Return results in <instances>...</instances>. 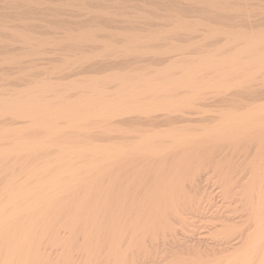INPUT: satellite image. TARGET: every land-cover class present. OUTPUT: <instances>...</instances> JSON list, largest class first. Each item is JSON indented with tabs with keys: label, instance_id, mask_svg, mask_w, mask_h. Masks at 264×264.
<instances>
[{
	"label": "bare ground",
	"instance_id": "bare-ground-1",
	"mask_svg": "<svg viewBox=\"0 0 264 264\" xmlns=\"http://www.w3.org/2000/svg\"><path fill=\"white\" fill-rule=\"evenodd\" d=\"M87 1L88 0H0V25H2L3 29L9 30L8 32L11 31L13 33L12 35L28 40L27 38L29 37V35H31L30 34L31 33L30 22H32L33 18L35 17L38 18L40 16L43 19V17H46V19H49L50 21H54L55 23L57 21V23L65 24L68 21L71 22V18L70 19L68 18L69 20H66L65 19L66 17H64L66 14V11H69V9L73 10L71 8H74L75 10V7L81 8V9L82 8L87 9V4L89 5ZM91 1H93L94 4L102 6L103 9L97 10V11H91V12L89 11L90 15L88 16V20H85L84 23L81 21L80 23H83V28L80 27L81 25L80 24L78 29H85L87 28V27H84L85 25H87L86 23H89L90 21H95L97 22L96 30L99 28L97 30L98 32L99 30L102 29L101 25L104 24V27H105V25L107 24L110 25L111 22L115 23L116 18L114 19L113 14H115L117 11H115L114 13L110 9L114 5H117V6L120 5V8H125L124 6H127L128 4V7L131 6L135 8V7H138V5H143L145 2H147L145 4H149L148 0L147 1L139 0V2H136L133 0H128V1L91 0ZM187 1L186 3H184L185 1L182 2L180 0H156L154 1V5L160 3L161 5L164 6V8L167 7L166 9H168L169 11L168 12L169 14L165 12L167 16H165L166 14L165 15L163 14L164 17L161 20H164L166 17L165 20L169 18L172 22L171 28L167 26L168 29L166 30L163 29V31L160 33L156 32L157 34L155 36L161 37L162 34H165V35L170 34L171 36L172 34L178 35V34L184 33V35L188 39H190V37H193L192 35L197 34L198 31H201L202 33L201 35H203L201 37H209V38L210 36L212 37L215 35H217L216 37H218L219 36L218 34L222 33L227 37V42L225 44L222 43L223 44L222 46H216V49L214 48V50L210 51L209 53L205 52L206 53L205 55L204 54L201 55L200 53L198 55L199 57L201 55L199 59H197L195 56L197 60L192 55H191L192 56L191 58L188 57V59L187 58L185 59L183 58L184 55H182L181 53H179L178 57L175 56L174 58L170 57L168 59L167 58L165 59L164 57H162L163 53L167 54L169 52L177 50V48H179L180 46H183V44H177V43L174 44L172 42L174 40L172 39L171 42L173 44L172 43H171L172 45L170 43H169L170 45L168 44L169 47H167L166 49L167 51L166 50L165 52L159 51L158 55H161V57L160 56L157 57L156 55L157 57L156 58L154 55L155 58H148V57L143 58L144 54L143 56H141L140 54L141 52L139 51L141 49L140 48L141 44L143 43L146 44V42H141L143 39L141 41L138 40L139 35L137 34L136 36L135 34V37L138 39L133 40V38H131L132 36L131 37L129 36L131 39L128 40L127 43L126 41L122 43L123 45L120 44L122 41H120L119 43L118 41H116L118 44H120L119 46L118 44L116 45L110 44V47L113 49V50L112 49L110 50H112L113 52L114 51L117 52V54L116 52H114L115 59L113 57H112V60L111 59L102 60V58H100L101 61H96L92 64H88V66L87 64H85L86 66L85 68H83L84 66L82 65L81 70L75 74V75L82 76L81 77L82 79H78L77 77H76L77 79H72L71 81L69 79L70 84H77V86L85 85V87H82V88L79 87L80 90L82 91L80 93L76 92L77 94H80L77 98L73 96L74 99H72L70 98L71 96L70 97L65 96L66 98L64 97L58 100V98L51 95L53 98H55L53 99L50 95H48L49 93L48 91L54 89V88L52 89L50 88L52 87L53 83H51L50 81H45L44 79L42 80L43 82L42 81L41 82L37 81L40 83L35 82V86L34 85L31 86L32 87L31 92H29L30 90H28L30 89L29 87L28 89L26 88L23 90L14 89L13 91L9 93L2 92V94H0V113H2V115L3 113H6L10 115L11 117L10 120L8 119L10 117L5 118L9 121L4 120L3 118V120L0 121V125L1 126L5 125L10 130L16 129L17 131L18 128L16 127V125L26 124L28 123V121L31 124L33 121L35 122L40 121L41 123H43V126L46 127V130L50 129L51 130L50 133L52 132L53 134L54 132L55 134V131L56 133L61 132V131L57 132L56 129L55 131H52L53 126H56L55 124L58 123L56 121L61 119L59 117L64 116V118H66L69 116L71 118V123L76 122L77 124L80 125V123L78 122L83 123V120L90 116L96 117V116L104 115V116L111 117V118L106 119V123L104 122V125H106L107 128L111 130L110 132L114 131L118 127L119 128L122 127L121 129H123L124 127L125 129L123 131H125V133H123V131L120 130L124 134V135L122 134V136H125V134L127 133L130 134V136H128L127 138H121L122 136L119 137L123 140V143L121 145H119L118 142H115V141L109 144L112 148H110V146L108 145L110 149L107 148L108 146L104 145L108 149V151L107 149H105L106 151L105 154L106 153L108 154L107 156L104 154L103 151H101V149L99 150L100 152L98 150L96 151L95 150L96 145H95L94 153L96 154V153L103 152L100 155L104 154L105 156L103 157V159L101 158L102 160L100 159V161L98 159V161L96 162L92 161L93 163H91L90 161L88 163H91L94 169L99 168V167L101 168V165H103V163H105V165L108 163L107 167H105V165L104 167L106 168L105 169L106 171L109 170L108 173L110 177L108 176V178H110L111 180L109 186L107 184L108 190H106V193H107L106 195H108V199L107 197L106 198L104 197L102 198V200L104 199V201H101V202L99 201V198L101 199L102 197L101 195L105 196V193L104 194L102 193L104 192L103 191L104 188L101 189L102 186L101 184H99L101 187H99L98 185L97 191L95 188L93 189L94 181L91 185L86 183V185L88 184L86 186V188L88 189L86 190V196L84 195L86 188L82 191L84 196L82 195V193L81 195L83 197L79 195V198L82 197L83 199L78 200V201L73 199L74 197H76L77 199V196H78L77 194L82 188V187L81 188L79 187L80 189L77 190L78 185L81 184V180H85L87 177L85 178L86 176L85 175L84 176L85 179H84L82 178L83 175L82 177L78 176L77 174L80 175L79 171H82V170H79L78 167L68 168L66 166L67 165L66 163H69L70 161L74 160V155H76L77 153L80 154L83 152V151H80V147L78 148L79 149L78 152L76 151L77 149L75 151L72 150L71 152V151H68L70 148L69 149L64 148L65 150L67 149L68 150L65 151L62 149V151H64L61 153L62 155L60 154L61 151L59 153L58 152L56 153V155L59 154L61 156L59 155L56 156L55 157L56 159L53 156L51 158V154L47 152L48 149H46V147L49 148L50 142L49 143L45 142L47 141L46 139L47 137L45 136L44 137L45 139L41 137L42 139H44L43 141L41 140L42 142L40 141L39 142L29 141L32 143H29L27 141H25V143L19 142L20 144L16 145L17 148H12V146H14L13 144L14 142H13L12 145H8V146L6 145L7 146L6 148L4 147V149L3 148L0 149V157L1 159L3 158V162H7V163L11 162L12 165L15 164L17 167H19L18 165L20 164L21 166H23L24 163L27 164V165L24 164L26 167L23 166L24 170H26L25 171L26 174H24L23 176L22 175L18 176V174L17 175L13 174V173H16V170L13 167L15 165L13 166L11 165L12 170L13 169L15 170V172L13 173L11 172V174L13 175L6 176L3 173L4 176H6L9 180L6 181L7 183L4 184L5 186L2 189H0L1 190L0 191V264H51V262L47 263L50 259L47 260V256L45 257V254H44L45 249H43L42 247L44 246L42 244H44L43 241L46 240V236L48 237V239H49V236L50 237L52 236L54 240L58 243L59 242L61 243V241L75 243V241L78 240L77 239L78 236L81 235V233H83L84 234L83 238L84 240H86V242H84V240H82V242L87 244L85 248L86 247L89 248L91 244L93 245L96 242L97 237H98V242H99V239L103 240V244L107 242V240H110L109 242H107L108 243L107 245H109L110 243V246L112 248V249L111 248L109 249L113 250V252L110 250L111 251L110 255L111 254L116 255L120 250L122 254L123 253L122 251L126 249V248L123 249V247L122 249H120L121 248L120 246L123 243H125L124 240L132 239L130 240L131 243L128 242L129 244H132L134 243L133 240H139V238H142V242L143 240L145 241L147 239H149L150 241L151 237H156L157 239V235L160 236L159 234L160 232L158 230L160 229L159 227H161L163 229H169L168 232H169V236L171 239L169 240V243L171 241L172 243L175 242L177 244L176 241H178V239L176 240V238L178 235L176 232L178 231H176L174 234L172 233L173 225L176 224L174 223L175 217L171 219L174 221L172 222L169 218L170 217L169 213L171 212V210L175 211L176 205L177 207H179V204L177 203L179 200L178 199L179 197L177 198L178 199L177 200L173 195L171 196V198L174 197L173 199H176V205L174 203V200L171 201L172 204L174 203L175 205V206L173 205L174 207L171 206L169 202H165L170 198V196L167 198V200L161 201L162 196H164L166 192L161 193V195L163 194L160 197L161 200L157 199L159 191L157 188L152 187V181L162 178L161 181L163 180V182H160V183H162V185L166 184V185H163L165 187L167 186L166 188H168V189H165V191L166 190L167 192L170 191L169 188L170 186L172 187L171 182L175 180L172 181V178L170 177L171 181H165L164 178L166 177L167 179L168 177V180H169L168 172L171 171L170 169L172 168L174 164L173 162L176 163V159L178 160L184 159L185 153H188L186 155L188 157V163H190L191 165L196 161L211 158L208 164L205 161V163L207 164L206 167H209L208 168L209 170L203 169L204 170L203 174L201 176L198 175L199 178L196 180L194 186L192 185L195 190L194 193L198 191L199 195H201V198H200L201 202L198 201L199 199L197 201H193V205L189 206V209L186 207V209L190 210V213H192L193 215L198 214V213L200 215V212L208 213V210H214L212 212L213 214L216 212L214 216L220 222L218 224H216L218 221L216 223L213 222L214 225L215 224L216 225L214 226L212 223L213 226L212 225L211 226L213 228L211 229L210 224H208L209 222L205 221V223H207V225H209L210 227H208L207 225L205 226H207V228H210L211 230H214L213 231L214 233L212 236L215 235L216 240H214L215 237H213L214 239L212 240L214 241L210 240L212 242H210L209 240H207L209 242H206L205 237L202 236V233L204 232L205 234L206 233L205 231H209V229L208 230L204 229V231L202 230L203 232L198 231V229L195 228V225L193 226V229H191V232H189V234L191 233L189 237H185L186 240L188 239L187 241L189 243L183 238L185 240L183 241L185 243L186 242L188 243V247L191 250L190 251L191 252V256H190L191 264H264V70H263L264 69V28H263L264 20H261V19L256 20V21L249 20L248 24L244 22L247 25H243L242 21H240L241 24L239 23L238 25L242 27L239 26L238 28H235L237 24L232 25L233 21L230 22L231 23L230 25L232 26L228 25L229 23L225 24L227 19L229 20L234 19V16H233L234 13L233 15H231L230 12L225 13L221 11V7L222 8L224 7L223 6L224 4L222 5L223 1L222 2L217 1L221 3L220 5V3L216 4L215 3L216 1L214 0L213 1L208 0L209 1L208 4L209 3L211 4L210 10H207L206 8L201 11L197 10V8L195 10V8L191 6L190 3H187ZM202 1L203 0H201V3H204L206 0L203 2ZM230 1H227V2L230 3ZM240 1L242 2V0ZM212 5L214 6L217 5L218 8H220V11L219 9H216V12L211 11L214 8V6L212 7ZM231 5H229V7ZM209 6L210 5H208V7ZM237 6H239V4ZM243 6L246 7L245 5ZM153 7L156 8V6H153ZM232 7H231V10L230 8L227 10L232 11L233 10ZM147 8L149 9V6ZM115 9L117 10L119 8L115 7ZM238 9L240 10V6L238 7ZM130 10H132V8ZM170 10H175V11H170ZM256 10H257V7H256ZM64 11H65V14H64ZM244 11H241L243 15H244L243 13ZM130 12H125V11L121 13L119 12V14L125 17L126 16L128 17L124 19L125 23L127 22V24H130V23L132 24L134 20L133 18H132L133 20H131L130 14H134L135 12L134 11L133 13H130ZM141 12H143V10ZM201 14L205 16L203 15L200 16ZM142 15L141 13L139 14V12H136L133 17L138 18L137 16H142ZM241 15L239 17L242 19ZM76 16L77 15H75V17ZM183 16H187L189 18L191 16L193 18V21H191L192 20L191 19L190 20L191 22H188L189 20L186 19L188 20L186 21ZM71 17H73V15ZM144 17L145 16L143 15V18ZM10 18H13V19H10ZM9 19L19 20V23L22 22L24 23L25 26L23 27L10 26L9 27L7 25L8 24L7 22H10ZM142 21L144 20L142 19ZM169 21L167 20L165 22L169 24L170 23ZM223 21H225L223 23L225 24V26H220V23ZM43 22H47V21L43 20ZM144 22H146V20ZM150 22L152 21L150 20ZM116 23L118 24V22ZM52 24L54 25V23ZM97 24L99 25L101 24L100 25L101 27H99V25ZM56 25H58L59 27V24H56ZM199 25H205L204 29H199L198 27ZM48 27L45 28L46 30L45 32L50 31V30H47ZM63 27L61 28L59 27V28L63 30L64 29L67 30L65 31V34L66 32L73 30L69 27H65V28ZM127 27H125V29ZM35 28L37 29L36 26ZM43 28H44V24H43ZM123 28L124 27H122V29ZM94 29L95 28H93V30ZM104 29L101 30V33L104 31ZM119 29L121 30V27ZM93 30L90 27L87 29V32L89 33L90 31H93ZM96 30L93 32H96ZM110 30L109 32L112 33ZM136 30H138V28ZM144 30H148V28ZM85 31L84 33H86ZM146 32L151 33L150 28H149V31H146ZM54 33L56 34V31ZM199 33L200 32H198V34ZM60 34H62V32H60ZM117 34H120V33H117ZM127 34L125 36H127ZM198 34H197V37L198 36L200 37V35ZM36 35L37 34H35V36ZM70 35L66 34L65 36H69L70 37L69 39H72V37H74L72 39L73 41L75 39V35L72 37ZM89 36L90 35H88V37ZM109 37L112 38L113 35ZM109 37L107 36V39ZM12 38L15 39V37H12ZM51 38L47 40H52ZM111 38L109 39L113 41L114 38L113 39ZM59 39L60 38H58V41ZM65 39L68 42V37H65ZM81 39L79 40V42L82 41ZM89 39L91 40L92 38H89ZM147 39H150V38L148 37ZM97 40L95 42L99 41ZM155 41H158L157 38L155 39ZM37 42L39 41L37 40ZM91 42H94V41H91ZM164 44L166 45L167 43H164ZM192 44H195L196 47L198 46L201 47L203 45L201 41V43L199 42V43L185 44V47L190 46ZM69 45H70V42H69ZM71 45L75 47L76 44L73 42V44ZM229 46L233 47V49L229 48L230 51H228L227 49ZM103 47H107V46L103 45ZM121 47H126V49L134 47L136 51L135 52L133 49L134 53L140 54V56H136L133 59L131 57H129V59H125V57H123L117 51ZM185 47H183L182 49H184ZM146 48L147 47H145L144 49ZM225 48L228 53L225 52L223 54H220L221 53L220 51L221 50L224 51ZM0 49L2 52L5 50L4 52L7 54L11 52V50L9 49V46L6 43L0 44ZM70 49H72V47ZM180 52L182 51L180 50ZM142 53H145V51H142ZM148 55H151V54L148 53ZM180 55L183 57L180 58ZM120 56L123 58H121ZM118 57H120L121 59ZM106 71L108 72V75L112 74L109 76L111 77L115 76L114 78L107 77L108 79L109 78L114 79L116 83L115 86L114 85L113 87L108 86L109 83L105 82L106 79H103L104 82L106 83V84L104 83L106 86H104L102 81L100 82L101 78L98 77L99 76L98 74L99 73H101L100 75L104 73L106 74ZM110 71H112L113 73L114 72L116 73L117 71V73L114 75L112 72L109 73ZM92 74H94V76ZM95 74H97L98 76L97 75L95 76ZM69 81L67 83H63L62 85L66 84L68 86L65 85V87L66 88L69 87L70 86ZM108 81H110L111 84L114 83V82L112 83L113 80L112 81L108 80ZM230 81L234 82V83L231 82L233 85L234 84L235 86L240 85L242 87L239 90H231L232 86L227 85V83H230ZM91 83H94L93 84L94 89L91 88L92 90L89 89L90 88L89 85ZM99 83H102L101 84L102 86L99 85ZM40 85L44 87L46 86L49 87V89L47 88L48 91L44 90V92L46 91L48 92V93L46 92V94H43L44 98L41 97L39 94V92H43V90H40L39 92L36 91L38 88L41 87ZM107 86L111 88H108ZM73 88L74 87H72V89ZM208 88L209 89L216 88L217 90H219L221 93V98L218 101L217 99H215V101L213 100L214 102H207L208 100L206 99H203L202 101L198 102L197 98L199 97V95L200 97H202L201 90L208 89ZM87 90H89L90 94L87 92ZM86 92L88 93L89 96L86 95ZM215 92L217 91L215 90ZM61 94L63 95L62 91H61ZM39 96L41 98H37ZM92 106L96 107L97 109L91 110V111L90 109L86 110L87 107L89 108ZM30 118H32L33 120H31ZM66 119L68 122L69 118H66ZM71 123L69 122L68 125H72ZM37 125L40 127V123L39 124L37 123L36 126L34 127H38ZM13 126H15L16 128H14ZM73 126L74 125H72V127H69V129L72 128L73 130H75ZM79 127L81 128L82 126H79ZM79 127L77 128L79 129ZM57 128H61V127L58 126ZM126 129L128 130V132H126ZM16 136H18V133ZM65 137H68V136H65ZM50 139L53 141L52 138ZM9 143H11V141ZM66 143L67 142L65 141V144ZM60 144H62L61 141H60ZM2 145L3 144H1L0 146L2 147ZM64 145H60L61 146L60 148H63ZM19 146H22L23 148H20ZM58 146L59 145H57V147ZM69 146H71V144H69ZM74 147L73 149H75ZM38 148H43L45 151L43 149L38 150ZM97 148H98V144H97ZM89 150H91V148H89ZM83 153H86V150ZM53 155H55V153ZM95 156L97 157V154ZM37 157H41L42 159L44 158L43 159L44 162L42 163L41 161L43 160L38 159ZM25 158L27 159L29 158L30 160H32L33 158H37L38 160H40L42 164L41 165L39 163L31 164V161H29L28 163L26 162V160H24ZM53 158L55 160L52 163ZM65 160H66V163L63 165H65L66 167L62 168L61 163L65 162ZM67 160L69 162H67ZM93 160H95V157L93 158ZM57 163H60V165L58 166H61V167L56 166V168L58 167L59 170L62 169V171L64 170L68 171V173L70 174V171L72 173V171L76 172V170L78 169V172L76 175L75 173H72L73 174L72 176L68 175L67 172L66 173L63 172L64 174H66L64 176V174H61L62 171H60L59 174L55 175L50 170H53V168H55L53 165ZM170 163H172L171 164L172 166H170ZM203 163L204 162H202V164ZM92 166H89V167H92ZM89 167L87 165L86 169H89ZM104 167H102V169ZM174 167L176 166L174 165ZM194 167H197V165ZM2 168H3L2 170H8V171L10 170L8 165L6 167V165L2 164ZM23 168L21 167V169ZM81 169H84V165L82 166ZM102 169H97V170L102 171ZM166 170H169L168 172H166L167 176H166V173L164 172ZM174 170H175L174 171L175 173L178 170L177 167ZM48 171H50V173H52L53 175H50ZM45 172H47L48 175L44 176ZM56 172H59V171L56 170L55 173ZM153 172H156V173H153ZM163 172L165 176L163 175ZM199 172L200 171H198L197 174H199ZM170 173H173V171ZM211 173L218 174L219 178L221 179L220 188H217L216 191H214L215 193H218L216 195L213 191L208 190L209 187L208 185H206L207 183L206 184L203 183L205 180L209 181L207 178L212 177L210 175ZM100 176L98 177L100 178ZM170 176H172V174ZM80 177L82 179L79 180L78 178ZM88 177L91 178V177H94V175L88 176ZM64 178L66 179L68 178L69 181L63 180ZM95 178L97 181L98 180L97 176ZM75 179L80 181V183H78V181H74ZM157 182H158L157 184L153 183V185L154 184L155 186L158 185L159 181ZM169 182L171 184L170 186L168 184ZM188 183H190V181ZM202 183L204 185H202ZM175 184L176 182L173 183L174 186ZM81 185L83 186V184ZM179 185L181 184L179 183ZM219 185H220V180H219ZM174 186L173 188H171V191L173 189L177 190V188H175ZM160 188L161 186L159 187V189ZM190 188L189 190L191 191ZM180 189H178L179 190L178 192L182 191ZM99 190H102V192H100L101 195L99 194L100 196H98L99 198L92 199L91 195H94L97 197ZM166 194H170V193H166ZM171 194H173V192H171ZM196 194L198 195L197 192ZM73 195L75 196L72 197ZM197 195H195L196 199L199 197V195L198 197ZM87 196H90L91 198H84ZM195 196H194V199H195ZM163 198L166 199L165 196ZM194 199L192 198V200ZM219 202H222L223 206L230 204V206L231 207L234 206V208L232 207L233 208L232 209L230 207V210L227 209L225 210V212H222L221 210L222 205ZM179 203L181 205L182 201H179ZM218 203L219 205H221L220 208H219ZM188 204L191 205L190 202L187 203V206ZM170 207H173V208L170 209ZM186 209H181V210L183 212V210L187 211ZM182 214H185V213H182ZM183 216H185L188 219L187 212H186V215H183ZM196 216H194V218H197ZM214 216L210 215V218L211 217L213 218ZM179 217H182V215ZM206 217H209V216L207 215ZM192 218H191V221H192ZM210 218H207V219L209 220ZM176 219H177V216H176ZM201 219H202L201 221L203 222L204 219L203 218ZM201 221H200V224H201ZM209 221L211 222V220ZM193 222H195V220L192 221L191 224H193ZM187 228L189 229V227ZM203 228H206V227H202L199 230ZM106 230L107 232H105ZM211 230L209 232L212 233ZM96 231H101V232H104L105 234L110 233V232L111 233H110V236L108 234L107 236L105 235L99 236V234L101 233L100 232L97 234L98 236L97 235L95 236L93 232H96ZM150 231H152V233ZM154 231H156V233ZM149 232L153 235L151 236L150 234V237L147 238L148 237L147 234ZM209 232H207L208 233L207 235H211V233ZM166 235L165 237H167ZM81 237L82 236H80L79 240L82 239ZM168 238H166L167 241H168ZM183 241L181 243H183ZM135 243L132 245L135 246L139 244V243H136V244ZM165 243L163 244L165 245ZM95 244H98V243H95ZM153 244L155 243L153 242ZM126 245H127V242H126ZM128 245L125 247H128ZM54 246H55V243H54ZM133 246H131L130 248L131 250H133L132 249ZM100 248H101V245H100ZM130 249H126L125 252L127 253L128 251L129 253ZM145 250L147 249L145 248ZM51 251L54 252L56 251V249L51 250ZM85 252L88 253L89 251H85ZM115 255H111L108 257H111L110 260H112V256H115ZM119 256H120L119 259H117L118 256L114 257L115 260H112L113 263L112 261L111 263L112 264H115V263L122 264L119 262L120 260H122L121 255ZM136 257H133V259ZM96 258H99V257H96ZM87 261L88 259L84 261V263H86ZM133 261L134 263L136 262L135 259ZM97 262H95V264ZM124 262L125 261L123 260V263Z\"/></svg>",
	"mask_w": 264,
	"mask_h": 264
},
{
	"label": "rangeland",
	"instance_id": "rangeland-1",
	"mask_svg": "<svg viewBox=\"0 0 264 264\" xmlns=\"http://www.w3.org/2000/svg\"><path fill=\"white\" fill-rule=\"evenodd\" d=\"M119 1H128V0H119ZM133 1H136V2H139V0H133ZM147 1V0H146ZM153 1V2H152ZM154 1H156V0H148V3L149 4H145V3H147V2H145L143 5H138V7H131V6H129L128 7V4H127V6H124L125 8H120V5H114L113 7H111L110 9H111V11L112 12H114L115 13V11H119L120 9V13L121 12H130V11H134L135 13L136 12H139V14L141 13V15L143 14L145 17V19L143 18V15L142 16H137L138 18H135V17H133L134 16V14H130V16H131V20H133V22H132V24L130 23V24H127V22L125 23V18L127 17H125V16H123V15H121V14H119V12L117 13H115V14H113V17H114V19H115V23L116 22H118V24L116 23V25H115V23H113V22H108V23H110V25L109 24H107V25H105V27H104V24L103 25H101L102 26V29H104V28H106V29H104V31H105V33H104V31L101 33V30H99L98 32H97V30L99 29H97L96 30V28H97V26H96V23L97 22H95V21H90L89 23H86L87 25H85L84 27H87V28H85V29H78L79 28V25H80V27L81 28H83V23H84V21L85 20H88V16L90 15V12L91 11H97V10H102L103 9V7L102 6H99V5H97V4H94V2L93 1H91V0H88L87 2L89 3V5L87 4V9L88 8H90V9H86V8H76L75 7V10H74V8H71V9H73V10H70L69 9V11H66V14H65V11H64V14H65V16L64 17H66L65 19L66 20H69L70 18H71V22H67V23H57V21H56V23L54 22V21H50L49 19H46V17H43V19H42V17H38V18H33L32 19V22H30V24H31V26H30V31H31V35H29V37L27 38L28 40H26V39H22L21 37H17V36H14V35H12L13 33L11 32V34H10V32H8L9 30H5V29H3V27H2V25H0V38H1V36H2V38L0 39V44H2V43H6L8 46H9V49L11 50V52L10 53H5L4 51V49H2V50H4L3 52L1 51V49H0V94H2V92L3 93H9V92H11V91H13L14 89H17V90H23V89H28L29 87H30V89H28V90H30L29 92H31L32 90H31V86H35V82L36 83H40L43 79L45 80V81H50L51 83H53V85H52V87H50L51 89L52 88H54V89H52V90H47V88L49 89V87H44V86H39L40 88H38L36 91L37 92H39L40 90H43V92H39V94H40V96L41 97H43L44 98V95L43 94H46V92L48 93V95H53L54 97H56V98H58V100L60 99V98H64L65 96H67V97H70V98H72V99H74V97L73 96H75V98H77L80 94H77V93H80L82 90H80V88H82V87H85V85H83V86H77V84H70V81L72 80V79H82L81 77L82 76H80V75H75L76 73H78V71H80L81 70V66L83 65L84 67L83 68H85L86 66H85V64H87V66H88V64H92V63H94V62H96V61H101V59L100 58H102V60H112V57L114 58V56H115V53L114 52H116V51H112L113 49L110 47V44L112 45V44H118L120 41H122L120 44H122V43H124L125 41H126V43H127V41L128 40H130L131 38H133V40L134 39H138V38H136L135 37V34H136V36H137V34L139 35L138 37H139V39L138 40H142L141 42H146V44L145 43H143V44H141V49H140V51L139 52H141L140 54H141V56H143V54H144V56H143V58H155L156 57V55H157V57L158 56H160L161 57V55H158V53H159V51H161V52H165V50L167 49V47H169V45L173 42L174 44L175 43H177V44H183V46H180L179 48H177V50H174V51H172V52H169V53H163L162 54V57H164L165 59L167 58H170V57H178L179 56V53H181L182 55H184V57L183 56H181L180 55V58H187L188 59V57H194L195 58V56H196V58L197 59H199L200 57H201V55H205L206 53L205 52H207V53H209L210 51H213L214 50V48L216 49V46H222L223 44H225L226 42H227V37L224 35V34H222V33H220V34H218L219 36L218 37H216L217 35H215V36H210V38L209 37H201V36H203V35H201L202 33H201V31H198V32H200L199 34H198V32H197V34L198 35H200V37L198 38L197 37V34H194V35H192L193 37H190V39H188L185 35H184V33H181V34H178V35H175V34H172L171 36H170V34H162L161 35V37H157V36H155L157 33H160V32H162L163 31V29H168L167 28V26L168 27H172V22H171V20L168 18L167 20L170 22L169 24L167 23V22H165V21H167V20H165L166 19V17H165V19L164 20H161L163 17H164V15L166 14V13H168L169 11H168V9H166L167 7H165L164 8V6L163 5H161L160 3H158V4H156V2H155V4L156 5H154ZM180 1H182V2H184V3H186V1L187 0H180ZM203 1H205V0H203ZM202 1V2H203ZM209 1H213V0H209ZM208 0H206L204 3H201V0H199V2H198V0H188L187 1V3H190L191 4V6H193L194 8H195V10H196V8H197V10H204V9H206L207 8V10H210V8H211V4L209 3L208 4V2H209ZM214 1H216L215 3L216 4H218V3H220V2H222V5L225 7H221V11L222 12H227V13H229L230 12V14L231 15H233V13H234V19H232V18H230V19H232V20H229V19H227V23L225 22V21H223V22H221L220 23V26H225V24H228V25H230L231 23L230 22H232L233 21V23H232V25H235V24H237V26L235 27V28H238L240 25H238L239 23H240V21H242V23H243V25H247L248 23H249V20H264V1L263 0H242V2H244V3H242L240 0H214ZM217 1H220V2H217ZM227 1H230V3L229 2H227ZM236 3H235V2ZM93 2V3H92ZM152 2V3H151ZM246 2V3H245ZM255 2V3H254ZM196 5H195V4ZM227 4V5H226ZM231 5L230 7H229V5ZM236 4V5H235ZM239 4V6H240V10L238 9V7L239 6H237ZM245 5L246 7H244L243 5ZM247 4V5H246ZM254 4V5H253ZM151 5V6H150ZM159 5H160V7H159ZM195 5V6H194ZM205 5H206V7H205ZM208 5H210L209 7H208ZM220 5H221V3H220ZM219 5V6H220ZM234 5V6H233ZM252 5V6H251ZM149 6V9L147 8ZM153 6H156V8L155 7H153ZM214 5H212V7H213ZM228 6V7H227ZM233 6V7H232ZM235 6H236V8H235ZM95 7V8H94ZM115 7L116 8H119V9H115ZM126 7H128V8H126ZM217 7V8H216ZM231 7H232V11H230L231 10ZM248 7V8H247ZM256 7H257V10H256ZM93 8V9H92ZM97 8V9H96ZM132 8V10H130ZM137 8V9H136ZM153 8H154V10H153ZM215 8V9H214ZM214 10L212 9L211 11H213V12H216V9H219V11H220V8H218V6L216 5V6H214ZM230 8V10H227V9H229ZM244 8V9H243ZM77 9V10H76ZM79 9V10H78ZM86 9V10H85ZM95 9V10H94ZM107 9V8H106ZM109 9V10H110ZM129 9V10H128ZM159 9V10H158ZM224 9H225V11H224ZM239 11H238V10ZM246 9V10H245ZM105 10V9H104ZM128 10V11H127ZM143 10V12L144 11H146V12H141ZM157 10V11H156ZM163 10H164V12H163ZM245 10V11H244ZM90 11V12H89ZM133 11L132 12H130V13H133ZM160 11V12H159ZM170 11H175V10H170ZM218 11V10H217ZM241 11H244L243 13H244V15L242 14V12ZM256 11V12H255ZM157 12V13H156ZM166 12V13H165ZM239 12V13H238ZM182 13H184V12H182ZM197 13V12H196ZM246 13V14H245ZM69 14H71V15H68ZM123 14V13H122ZM162 14V15H161ZM164 14V15H163ZM169 14V13H168ZM188 14V13H187ZM242 14V15H241ZM73 15V17H71ZM75 15H77L76 17H75ZM116 15V16H115ZM150 15V16H149ZM203 14H201L200 16H202ZM241 15V17H242V19L239 17ZM154 18H153V17ZM165 16H167V14L165 15ZM169 16V15H168ZM203 16H205V15H203ZM238 16V17H237ZM184 17V19L186 20V19H188V20H186V21H188V22H191V21H193V18L190 16V18L189 17H187V16H183ZM69 18V19H68ZM75 18V19H74ZM77 18V19H76ZM79 18V19H78ZM81 18V19H80ZM122 18V19H121ZM128 18V17H127ZM133 18V19H132ZM10 19H13V18H10ZM9 19V20H10ZM40 19V20H39ZM140 19V20H139ZM142 19L145 21L146 20V22H144V21H142ZM192 19V20H191ZM8 20V21H9ZM39 20V21H38ZM43 20L45 21H47V22H43ZM50 21V23H49V21ZM77 22H76V21ZM80 20V21H79ZM120 20V21H119ZM127 20V19H126ZM137 20V21H136ZM150 20L152 21V22H150ZM154 20V21H153ZM191 20V21H190ZM228 20H229V22H228ZM244 20H246V21H244ZM248 20V21H247ZM38 21V22H37ZM83 22V23H80V22ZM139 21V22H138ZM219 21H221V20H219ZM238 21V22H237ZM12 22V23H11ZM40 22V23H39ZM43 22V23H42ZM79 22V23H78ZM136 22V23H135ZM164 22V23H163ZM225 22V24H223ZM244 22H246L247 24H245ZM8 23V24H7ZM6 24L10 27V26H20V27H23V26H25L24 25V23H22V22H20V23H22V24H20L19 23V20H10V22H7ZM9 23H10V25H9ZM47 23V24H46ZM52 23H54V25L52 24ZM144 23V24H143ZM146 23V24H145ZM151 23H152V25H151ZM166 23V24H165ZM39 26H38V25ZM43 24H44V28H43ZM56 24H59V27L61 28V27H63L64 25V27L63 28H65V27H69V28H71V29H73V30H75V31H68V32H66V34L68 35H70L71 37L72 36H74L75 35V41L73 40L72 41V39L74 38V37H72V39H69L70 37L69 36H65L66 34H65V31H67V30H63V29H60L59 27H58V25H56ZM70 24V25H69ZM75 24V25H74ZM106 24V23H105ZM219 24V23H218ZM223 24V25H222ZM241 24V23H240ZM48 25H49V27H48ZM56 25V26H55ZM94 25V26H93ZM97 25H99V24H97ZM99 25V27H101ZM133 25V26H132ZM143 25V26H142ZM150 25V26H149ZM232 25H230V26H232ZM35 26L37 27V29L35 28ZM42 28H41V27ZM56 28H55V27ZM111 26V27H110ZM119 26V27H118ZM128 26V27H127ZM131 26V27H130ZM142 26V27H141ZM166 28H165V27ZM219 26V25H218ZM263 26H264V24H263ZM262 26V27H263ZM48 27V29L47 30H50V31H48V32H45L46 30H45V28H47ZM53 27V28H52ZM92 28V30H93V28H95L93 31H95L96 30V32H93V31H90L89 33L87 32V29L88 28ZM104 27V28H103ZM121 27V30L119 29ZM122 27H124L123 29H122ZM125 27H127L126 29H125ZM160 27V28H159ZM163 27V28H162ZM199 27V29H204V27H205V25H199L198 26ZM240 27H242V26H240ZM261 27V28H262ZM40 28V29H39ZM111 30H110V29ZM130 28H132V29H130ZM138 28V30H136V29ZM142 28V29H141ZM148 28V30H144V29H147ZM149 28H150V31H151V33H148V32H146V31H149ZM153 28V29H152ZM264 28V27H263ZM1 29H3V30H1ZM52 29H53V31H52ZM76 29H78V30H76ZM108 29V30H107ZM130 29V30H129ZM160 29V30H159ZM61 30V31H60ZM64 32H63V31ZM86 30V31H85ZM109 30L112 32V33H110L109 32ZM38 31V32H37ZM52 31V32H51ZM56 31V34L54 33ZM84 31L86 32V33H84ZM125 31V32H124ZM40 32V33H39ZM42 32H44V33H42ZM60 32H62V34H60ZM71 32V33H70ZM136 32H138V33H136ZM157 32V33H156ZM182 32V31H181ZM184 32V31H183ZM202 32H203V30H202ZM42 33V34H41ZM48 34V36H47V34ZM74 33V34H73ZM88 33V34H87ZM115 35H114V34ZM117 33H120V34H117ZM126 33H128L127 34V36H125L124 34ZM196 33V32H195ZM35 34H37L36 36H35ZM60 36H58V35ZM86 34V35H85ZM104 34V35H103ZM108 34V35H107ZM143 34V35H142ZM144 34H145V36H144ZM154 34V35H153ZM222 34V35H221ZM6 35V36H5ZM52 35V36H51ZM63 35V36H62ZM88 35H90L89 37H88ZM106 35V36H105ZM111 35H113V37L111 38V37H109V36H111ZM141 35V36H140ZM175 35V36H174ZM38 36V37H37ZM42 36V37H41ZM54 36V37H53ZM68 37V42L66 41V39H65V37ZM81 36V37H80ZM93 36V37H92ZM107 36L109 37V38H111V39H113V41H111L109 38L107 39ZM123 36V37H122ZM131 38H130V37ZM154 36H155V38H154ZM177 36V37H176ZM195 36V37H194ZM12 37H15V39L14 38H12ZM52 37V38H51ZM63 37V38H62ZM82 38L81 40L82 41H80L79 42V40L80 39H78V38ZM95 37V38H94ZM116 37V38H115ZM122 37V38H121ZM142 37H144V38H142ZM150 38V39H147V38ZM174 37V38H173ZM52 39V40H47V39ZM58 38H60L59 39V41H58ZM89 38H92L91 40L89 39ZM94 38V39H93ZM97 38H98V40H97ZM152 38V39H151ZM157 38V40L158 41H155V39ZM185 38V39H184ZM197 38V39H196ZM6 39V40H5ZM30 39V40H29ZM39 41V42H37V40ZM46 39V40H45ZM54 39H55V41H54ZM56 39H57V41H56ZM78 39V40H77ZM83 39H85V40H83ZM90 41H89V40ZM125 39V40H124ZM172 39L174 40V41H172ZM181 39V40H180ZM188 39V40H187ZM192 39V40H191ZM13 40V41H12ZM45 40V41H44ZM61 40V41H60ZM63 40V41H62ZM70 40V41H69ZM98 41V42H95V41ZM104 40V41H103ZM124 40V41H123ZM23 41V42H22ZM31 41V42H30ZM34 41V42H33ZM91 41H94V42H91ZM116 41H118V43L116 42ZM168 41V42H167ZM172 41V42H171ZM187 41V42H186ZM201 41H202V43H203V45L201 46V47H199V49H198V47H196V45L195 44H192V45H190V46H187V47H185V44H189V43H201ZM21 42V43H20ZM29 42V43H28ZM69 42H70V45L71 44H73V42L77 45H75V47H73V45H69ZM72 42V43H71ZM105 43V44H103V43ZM15 43H17V44H15ZM38 43V44H37ZM40 43V44H39ZM164 43H167L166 45H168L169 43V45L168 46H166L165 44L163 45ZM172 43V44H173ZM223 43V44H222ZM29 44H30V46H29ZM120 44H118V46L120 45ZM161 44V45H160ZM171 44V45H172ZM11 45V46H10ZM13 45V46H12ZM38 45H40V46H38ZM69 45V46H68ZM103 45L104 46H107V47H103ZM123 45V44H122ZM17 46V47H16ZM68 46V47H67ZM72 47V49H70ZM81 49H80V48ZM145 47H147L146 49H144ZM149 47V48H148ZM159 47V48H158ZM183 47H185L184 49H182ZM203 47V48H202ZM21 48V49H20ZM69 48V49H68ZM79 48V49H78ZM105 48V49H104ZM158 48V49H157ZM162 48V49H161ZM165 48V49H164ZM187 48V49H186ZM200 48H202V49H200ZM227 48V47H226ZM226 48L224 49V51H220L221 53L220 54H223V53H225V52H227V50H226ZM229 48H231V49H233V47H228L227 49H228V51H230L229 50ZM13 49H15V50H13ZM23 49V50H22ZM77 49V50H76ZM110 49H112V50H110ZM133 49H134V47L132 48H127L126 49V47H121V48H119V50H117L118 51V53L119 54H121L123 57H125V59H129V57H131L132 59L133 58H135L136 56H140V54H136V53H134V51H135V49H134V51H133ZM144 49V50H143ZM151 51H150V50ZM164 49V50H163ZM21 50V51H20ZM76 52H75V51ZM79 50V51H78ZM122 50V51H121ZM163 50V51H162ZM170 50V49H169ZM180 50L183 52V53H185V54H183L182 52H180ZM186 51V52H184V51ZM13 51H15V52H13ZM123 51H124V53H123ZM142 51H145V53H142ZM150 51V52H149ZM156 51V52H155ZM167 51V50H166ZM198 51H200V52H198ZM136 52V51H135ZM160 52V53H161ZM20 53H21V55H20ZM24 53H26V54H24ZM148 53L149 54H151V55H148ZM156 53V54H155ZM195 53H196V55H195ZM201 53V55H200V57L198 56L199 54ZM228 53V52H227ZM112 54V55H111ZM116 54H117V52H116ZM135 54V55H134ZM71 55V56H70ZM109 55V56H108ZM133 55H134V57H133ZM154 55H155V57H154ZM185 55H186V57H185ZM192 55V56H191ZM9 58H8V57ZM69 56V57H68ZM150 56V57H149ZM5 57H7V58H5ZM107 57V58H106ZM121 57V56H120ZM120 57H118V58H120ZM123 57H121V58H123ZM156 57V58H157ZM97 58V59H96ZM120 58V59H121ZM195 58V59H196ZM96 59V60H95ZM115 59V58H114ZM196 59V60H197ZM88 62H90V63H88ZM229 68V67H228ZM264 70V69H263ZM173 71V70H172ZM176 71V70H175ZM112 71H110L109 73H111ZM174 72V71H173ZM103 73V72H102ZM113 73V72H112ZM116 73H117V71H116ZM115 72L113 73L114 75L116 74ZM101 73H99L98 75L97 74H95V76L97 75L98 77H100L101 78V80H100V82L102 81V83L104 84L105 82L106 83H109L108 84V86H112L113 87V85L115 86V81H114V79H108L107 77H111V76H109V75H112V74H109L108 75V72L106 71V74L104 73V74H102V75H100ZM170 74H172V73H170ZM170 74H168V75H170ZM88 75H90V74H88ZM93 76H94V74H92ZM167 75V76H168ZM47 77V78H46ZM67 77H69V78H67ZM77 77V78H76ZM102 77H104V78H102ZM115 77V76H114ZM114 77H111V78H114ZM46 78V79H45ZM60 78V79H59ZM66 80H65V79ZM65 81H64V80ZM69 79H70V81H69ZM103 79H106L105 80V82H104V80ZM113 80L112 81V83L113 84H111V82L110 81H108V80ZM61 82H60V81ZM37 81H40V82H37ZM69 81V87H65V85H62L63 83H67ZM43 82V81H42ZM231 82H233V81H230V83H227V85H230V86H232L231 87V90H239L242 86H240V85H236L235 86V84L233 85ZM102 83H99V85H101ZM105 83V84H106ZM234 83V82H233ZM61 84V85H60ZM94 83H91L89 86H90V88L89 89H91V88H93V85ZM104 84V86H106ZM29 85V86H28ZM55 85V86H54ZM66 86H68V85H66ZM102 86V85H101ZM107 86V87H108ZM56 87V88H55ZM64 87V88H63ZM72 87H74V88H76V89H72ZM80 87V88H79ZM71 90H70V89ZM79 88V89H78ZM108 88H111V87H108ZM62 89V90H61ZM64 89V90H63ZM86 89H87V87H86ZM94 89V88H93ZM44 90H47L46 92H44ZM68 90V91H67ZM79 90V91H78ZM92 90V89H91ZM90 90V91H91ZM188 90V89H187ZM215 90L217 91V92H215ZM61 91H62V93H63V95L61 94ZM230 91V90H229ZM52 92V93H51ZM65 92V93H64ZM67 92V93H66ZM77 92V93H76ZM87 92L90 94V92H89V90H87ZM86 92V95H88V93ZM201 96L202 97H200V95H199V97L198 98H200V99H198L197 98V101L199 102V101H202L203 99H206V100H208L207 102H214L215 101V99H217V101L221 98V93H220V91L219 90H217L216 88H208V89H202L201 90ZM71 93V94H70ZM205 93V94H204ZM75 94V95H74ZM43 95V96H42ZM203 95H205V96H203ZM37 97V98H41V97ZM63 96V97H62ZM89 96V95H88ZM87 96V97H88ZM52 97V96H51ZM53 98V97H52ZM66 98V97H65ZM53 99H55V98H53ZM195 100V99H194ZM205 100V101H206ZM214 100V101H213ZM36 101V100H35ZM86 108V107H85ZM90 109V111L91 110H96L97 108L96 107H87L86 108V110H89ZM0 116L2 117H0V121H2L3 120V118H4V120H6V121H9L10 119H11V117H10V115H8V114H6V113H3V115H2V113H0ZM7 116V117H6ZM12 116V115H11ZM8 117H10V118H8ZM91 117V118H90ZM90 117H88V118H86V119H84V120H86V121H84L83 120V123H81V122H78V123H80V125L79 124H77L76 122L74 123L73 121V123H71V118L68 116V117H66V118H69L68 119V122H67V119L66 118H64V116L63 117H59V118H61V119H57L58 121H56V122H58V123H56L55 125L56 126H53V128H52V131H55V129L57 130V132L58 131H61L60 133H56V131H55V134H54V132H53V134H52V132L50 133V129H47L46 130V127H44L43 126V123H41L40 121L38 122V121H33L34 122V124H33V122L32 121H30V122H32V124L31 123H29V121H28V123H26V124H22V125H16V127L18 128L17 129V131H16V129H8L5 125L3 126H1L0 125V138H2V139H0V145L1 144H3L2 145V147L0 148V149H4V147L6 148L8 145H12V143L14 144V146H12V148H17V146L16 145H19L20 143H25V141H27V142H29V141H32V142H42L45 138V136L47 137L46 139H47V141H45L46 143H49L50 144V146H49V148L48 147H46V149H48V151L47 152H49L50 154H51V158H52V156L55 158L56 156H58L59 154H57L56 155V153L58 152H60V154L62 153V152H64V151H62V149L63 150H65L64 148H70L68 151H71L72 152V150L73 151H75L76 149V151L78 152V148L80 147V151H83V152H85V150H86V153H83L84 154V156H83V154L82 153H77L76 155H74V160H72V161H68L67 160V162H69V163H66V160H65V162H63V163H61L62 165V168H65L66 166L69 168V167H74V168H79V170H82V171H79V173H80V175L79 174H77V172H78V169L76 170V172H73L72 171V173H75V175L77 174L78 176H81L82 177V175H83V177L82 178H84V176H85V180H81V184H83V186L81 185V184H79L78 185V183H80V181H78V180H74V181H78V183H77V185H78V188H77V190L78 189H80L81 187V190L79 191V193L76 195L77 196V199H76V197H74L75 195H73L72 197H74L73 199H75V200H81V199H83L82 197L85 195L86 196V190H88L87 188H86V186L89 184V185H91L92 183H93V181H94V183L95 182H97V183H93V189L95 188L96 189V191L98 190V185L99 184H101V186L99 185V187H101V189H103V191L104 192H102V190H99L98 192V195H97V197L96 196H94V195H91V197H92V199H94V198H99L98 196H100L101 195V193L100 192H102L103 194L105 193V196H103V195H101L102 197H101V199L99 198V201L101 202V201H104V199L102 200V198H106L107 197V199H108V195H106L107 193H106V190H108L107 189V187L109 186V184H110V182H111V180H110V178H108V176H109V170H108V168H107V170L108 171H106L105 169V167H107V165H108V163L105 165V163H103V165H101V168L99 167V168H93V166H92V164L91 163H93V162H96V161H98V159H99V161H100V159L102 158L103 159V157L106 155H108L107 153L105 154V149H107V148H109V144L111 143V142H118V144L119 145H121L122 143H123V140L121 139V138H127L128 136H130V134L129 133H127V134H125V136H122V134L123 133H125V131H123L125 128L123 127V129H121V128H117V129H115L114 131H112V132H110L111 130H109L108 128H107V126L106 125H104V122L106 123V119L107 118H111L110 116H90ZM101 117V118H100ZM5 118H8L9 120H7V119H5ZM31 120H33L32 118H30ZM29 119V120H30ZM60 122V123H59ZM69 122L72 124V125H74L73 127H74V129L75 130H73L72 128H70L69 129V127H72V125H68L69 124ZM39 124L40 123V127L38 126V127H34V126H36V124ZM57 124H58V126L59 127H61V128H57L58 126H57ZM75 124H77V125H75ZM42 125V126H41ZM82 126L81 128L79 127V126ZM79 127V129L77 128V127ZM106 128H105V127ZM14 128H16L15 126H13ZM55 127V128H54ZM44 128V129H43ZM77 128V129H76ZM54 129V130H53ZM61 129V130H60ZM20 132H19V131ZM118 130V131H117ZM123 131V133L121 132V131ZM72 131V132H71ZM75 131H77V132H75ZM109 131V132H108ZM120 131V132H119ZM45 132H47V133H45ZM126 132H128V130L126 129ZM17 133H18V136H16L17 135ZM66 133V134H65ZM78 133V134H77ZM44 134H46V135H44ZM67 134H69V135H67ZM72 134V135H71ZM112 134H113V136H112ZM35 135H36V137H35ZM51 135H53V136H51ZM68 136V137H65V136ZM117 135V136H116ZM119 135V136H118ZM124 135V134H123ZM21 136V137H20ZM51 136V137H50ZM58 136V137H57ZM71 136H73V137H71ZM122 136V137H121ZM16 137V138H15ZM39 137V138H38ZM41 137H43L44 139H42ZM114 137V138H113ZM119 137H121V138H119ZM11 138V139H10ZM15 138V139H14ZM27 138V139H26ZM50 138H52L53 139V141L50 139ZM58 138V139H57ZM64 138H66V139H64ZM33 139H34V141H33ZM36 139V140H35ZM38 139V140H37ZM40 139V140H39ZM115 139H117V140H115ZM42 140V141H41ZM55 140V141H54ZM61 141V143L62 144H60V141ZM11 141V143H9ZM52 141V142H51ZM57 141V142H56ZM65 141L67 142L66 144H65ZM69 141H70V143H69ZM133 141H135V140H133ZM20 142V143H19ZM26 142V143H27ZM32 142H29V143H32ZM100 142H102V143H100ZM4 143H5V145H4ZM15 143H17V144H15ZM59 143V144H58ZM71 144V146H69V144ZM74 143V144H73ZM108 143V144H107ZM54 144V145H53ZM59 145L58 147H57V145ZM65 144V145H64ZM81 146H80V145ZM83 144V145H82ZM86 144H87V146H86ZM97 144H98V148H97ZM100 144V145H99ZM103 144V145H102ZM7 145V146H6ZM60 145H64L63 146V148H60L61 146ZM68 145V146H67ZM73 145V146H72ZM93 145V146H92ZM95 145H96V148H95ZM104 145H106V146H108L107 148L104 146ZM53 146V147H52ZM65 146H67V147H65ZM75 146V147H74ZM89 146H91V147H89ZM20 148H23L22 146H19ZM73 147L75 148V149H73ZM83 147H84V149H83ZM91 148V150H89V148ZM93 147V148H92ZM45 148V147H44ZM51 148V149H50ZM53 148H55V149H53ZM94 148H95V150L97 151H99L100 149H101V151H103L104 152V154L103 155H100V154H102L103 152H101V153H96L97 154V157L95 156L96 154L94 153ZM110 148H112L111 146H110ZM109 148V149H110ZM40 149H43V148H38V150H40ZM50 149V150H49ZM82 149V150H81ZM88 149V150H87ZM92 149H93V151H92ZM44 150V149H43ZM42 150V151H43ZM67 150H65V151H67ZM45 151V150H44ZM53 151V152H52ZM107 151H108V149H107ZM88 152V153H87ZM90 152V153H89ZM100 152V151H99ZM55 153V155H53ZM92 153H94V154H92ZM79 154V155H78ZM85 154H86V156H85ZM92 154V155H91ZM186 154H188V153H185L184 154V159H181V160H178V159H176V163L175 162H173L174 164H173V166L171 165L172 163H170V166H172V168L170 169L171 171L170 172H172L173 171V173H174V169L177 167V173L175 174H173V173H170V172H168L169 170H166V171H164L165 173L166 172H168V174H169V180H168V177H167V179H166V177L164 178L165 179V181H171L170 179L172 178V181L173 180H175V181H173V182H171V184H172V187L170 186L171 184H170V182L168 183L169 184V186H170V191H168L167 192V190L165 191V189H168V188H166L165 186H163V185H166V184H163L162 185V183H160V182H163V180L161 181V179L162 178H160V179H157V180H155V181H152V187L153 188H157L158 189V191H159V193H158V196H157V199H159V200H161V196L163 195H161V193H163V192H166V193H170V194H164V196H165V198L166 199H164L163 197L164 196H162V200L161 201H165V200H167V198L170 196V198L167 200V201H165V202H169V204H171V206H173L174 205V203H175V205H176V199L178 200V204H179V207H177V205H176V209H175V211L174 210H171V212L169 213V218H170V220L171 219H173V217H175L174 218V220H175V222L173 221V220H171L172 222H174V223H176L175 225H173V234L176 232V231H178V232H176L177 233V235L179 236H177V238H176V240L178 239V241H176L177 242V244L175 245L174 243H172L171 241H170V243H169V240H171L170 239V236H169V232H168V230L169 229H163V228H161V227H159L157 230L160 232L159 234H160V236L159 235H157V234H155V235H157V239H156V237H151V239H150V241H149V239H147V238H149L150 237V234L152 233V231H150L148 234H147V240H143V242H142V238H139V240H133V242L135 243H139V244H137V245H135V246H133L132 244H134V243H132V244H129L128 242H130L131 243V241L130 240H132V239H126V240H124V242L125 243H123L122 245H124V246H120L121 248L120 249H122V247H123V249H130L131 248V246H133L132 247V249L133 250H131L130 249V252L128 253V251H127V253L125 252V250H123L122 252V254H121V250L115 255V254H111V255H115V256H112V260H115V258L114 257H117L118 256V258L117 259H119L120 258V256L119 255H121V259L122 260H120L119 262L120 263H122V264H132V263H134V259H135V263L134 264H191V250H190V248L188 247V239L186 240V238L185 237H189V235L191 234H189V232H191V229H193V226L195 225V228L196 229H198V231H204V229L205 230H208L209 229V231L213 228L212 226L214 225V223H216L218 220L215 218V213L213 214V212L212 211H214V210H208V213H201L200 212V215H199V213L198 214H192V213H190V210H188L189 209V206H192L193 205V201H197L198 199V201L199 202H201V200H200V198H201V195H199V192L198 191H196L197 193H198V195H199V197H198V195L196 194V192L194 193V188H193V186H194V184H195V182H196V180L199 178V176H201L202 174H203V172H204V170L205 169H208L209 167H206L207 166V164L210 162V160H211V158H207V159H203V160H200V161H196V162H194L192 165L190 164V163H188V157H187V155ZM62 155V154H61ZM61 155H59V156H61ZM89 155V156H88ZM100 155V156H99ZM80 157V159H79V157ZM95 157V160H93V158ZM99 156V157H98ZM186 156V157H185ZM75 157H76V159H75ZM84 159H83V158ZM38 159H41V160H43L41 157H37ZM37 158H33L32 160H30L29 158L27 159V158H25L24 160H26V162H28L29 163V161H31V164L33 163H39L40 165L44 162V160L43 161H41L40 162V160H38ZM52 159V163L54 162V160L56 159ZM88 158V159H87ZM101 159V160H102ZM23 160V161H24ZM38 160V161H37ZM64 160V159H63ZM77 162H76V161ZM2 161V162H1ZM91 161V163H88V162H90ZM93 161V162H92ZM183 161V162H182ZM204 162L203 164H202V162ZM205 161H206V163H205ZM9 162V161H8ZM25 162V161H24ZM81 162V163H80ZM181 162V163H180ZM186 162V163H185ZM3 165H6V167H7V165H8V167H9V169L11 170H2L3 168H2V164ZM5 163V164H4ZM19 163V162H18ZM23 163V162H22ZM48 163H49V161H48ZM67 164L66 166L65 165H63V164ZM199 163V164H198ZM10 164V165H9ZM24 164H26V163H24ZM23 164V166L24 167H26L25 165ZM30 164V165H31ZM181 164V165H180ZM12 163L10 162V163H7V162H3V158L1 159V157H0V189H2L5 185L4 184H6L7 182L6 181H8L9 179L6 177L7 175H9V176H11V175H17L18 174V176H20V175H24V174H26V170H24V168H23V166H21V164L20 165H18L19 167L21 166L23 169H21V167L19 168V167H17L15 164H13V165H15V166H13L14 167V169L16 170V173H13V172H15V170L13 169L12 170ZM27 165V164H26ZM47 165V164H46ZM58 165H60V163H57V164H54L53 166L55 167V168H53V170H50L52 173H54L55 175H57V174H59L60 173V171H62V169H58V167H61V166H58ZM84 165V169H81L82 168V166ZM87 165H88V167L89 166H92V167H89V169H86V167H87ZM104 165H105V167H104ZM174 165L176 166V167H174ZM197 165V167H194V166H196ZM56 166H58L57 168H56ZM64 166V167H63ZM204 166V167H203ZM209 166V165H208ZM45 167V166H44ZM44 167H42V168H44ZM95 167V166H94ZM102 167H104L103 169H102ZM195 168V169H193V168ZM92 168V169H91ZM8 169V168H7ZM57 171H59V172H56L55 173V171L56 170ZM97 169H102V171H100V170H97ZM190 169V170H189ZM199 169V170H198ZM201 169V170H200ZM204 169V170H203ZM87 170H89V171H87ZM209 170V169H208ZM6 171V172H5ZM50 171H48V173L50 174V175H53L52 173H50ZM87 171V172H86ZM100 171V172H99ZM198 171H200L199 172V174H197L198 173ZM207 171V170H206ZM10 172V173H9ZM11 172L13 173V174H11ZM63 172H67V174L68 175H73L72 173H71V171H70V174L68 173V171H62V173L61 174H64ZM83 172V173H82ZM90 172V173H89ZM102 172H104V173H102ZM106 172H107V174H106ZM164 172H163V175H164ZM194 172H196V173H194ZM2 173V174H1ZM6 175V176H4V174ZM7 173V174H6ZM45 173H47V172H45ZM44 173V176H46V175H48V173L47 174H45ZM85 173H87V174H85ZM153 173H156V172H153ZM172 174V176H170ZM66 174H64V176H65ZM67 175V176H68ZM94 175V177H91V178H95L96 176H97V181H96V178L93 180V179H91L90 177H88V176H93ZM101 175V176H100ZM106 175H107V177H106ZM178 175V176H177ZM199 175V176H198ZM211 176V178H207L209 181H204L203 183L204 184H206V185H208V187H209V189L208 190H210V191H216V189L217 188H220V186H221V179L219 178V176H218V174H215V173H211L210 174ZM4 178H3V177ZM98 176H100V178L98 177ZM165 176V175H164ZM166 176H167V173H166ZM177 176V177H176ZM78 178L79 180L80 179H82V178ZM110 177V176H109ZM171 177V178H170ZM174 177V178H173ZM103 178H104V180H103ZM176 178V179H175ZM191 178V179H190ZM70 179V178H69ZM88 179V180H87ZM183 179V180H182ZM218 179V180H217ZM63 180H65V181H67L68 180V178L66 179V178H64ZM71 180H73V179H71ZM70 180V181H71ZM100 180V181H99ZM215 180V181H214ZM219 180H220V185H219ZM69 181V180H68ZM83 181V182H82ZM86 181V182H85ZM107 181V182H106ZM157 181H159V184L158 185H156V186H158V187H156L155 186V184L153 185V183H158ZM190 181V183H188ZM214 181V182H213ZM85 182V183H84ZM176 182V184H175V186L173 185V183H175ZM86 183H88L87 185H86ZM167 183V182H166ZM179 183L181 184V185H179ZM202 183V185H204ZM85 184V185H84ZM107 184H108V186H107ZM214 184H215V186H214ZM81 185V186H80ZM104 185H106V186H104ZM161 186V188L163 189H159V187ZM187 185H188V187H187ZM193 185V186H192ZM217 185V186H216ZM155 186V187H154ZM173 186L175 187V188H177V190L175 189H173L172 191H171V188H173ZM185 186V187H184ZM191 188H190V187ZM211 186V187H210ZM80 187V188H79ZM179 187V188H178ZM86 188V189H85ZM181 188V189H180ZM183 188V189H182ZM189 188L191 189V191L189 190ZM214 188V189H213ZM85 189V194L83 195V190ZM100 189V188H99ZM178 189H180V190H182L181 192H178L179 190ZM193 189V190H192ZM219 190V189H218ZM1 191V190H0ZM94 191V190H93ZM177 193H176V192ZM171 192H173V194H171ZM191 192V193H190ZM81 193H82V195H81ZM176 193V194H175ZM178 193H180V194H178ZM183 193V194H182ZM192 193H194L195 195H197V199H196V196L194 195V194H192ZM215 193V192H214ZM95 194V193H94ZM100 194V195H99ZM201 194V193H200ZM216 194H218V193H215V195ZM79 195L80 196H82L81 198H79ZM174 196L176 199H173V198H171V196ZM180 195V196H179ZM186 195V196H185ZM194 196H195V199H194ZM90 196H87V197H84V198H91ZM187 197V198H186ZM192 197L194 200H192V198L190 199V198ZM181 198V199H180ZM164 199V200H163ZM190 199V200H189ZM106 200V199H105ZM172 200H174V203L172 204L171 203V201ZM183 200H184V202H183ZM188 200V201H187ZM179 201H182V203H184V204H182L181 203V205H180V203H179ZM191 203V205H189L188 204V206H187V203ZM205 203V202H204ZM219 203H221V205L223 204L222 202H219ZM219 203H218V205H219ZM224 204H226V203H224ZM228 204V203H227ZM174 205V206H175ZM183 205H185V206H183ZM221 205H219V208L221 207ZM173 206V207H174ZM226 206H227V208H226ZM222 205V212H225V210H227V209H229L230 210V204H228V205ZM173 207H170V209L171 208H173ZM183 207V208H182ZM186 207L188 208V209H186ZM233 208H234V206H232ZM231 207V208H232ZM223 208H225V209H223ZM232 208V209H233ZM181 209H186L187 211H184L183 210V212H182V210ZM176 210H177V212H176ZM189 211V212H188ZM186 212H187V216H188V219L185 217V216H183V215H186ZM207 212V211H206ZM211 212H212V214H211ZM182 213H185V214H182ZM203 214H204V216H203ZM177 216V219H176V216ZM182 215V217H179V216H181ZM193 215V216H192ZM197 215V216H196ZM200 216V218H199V216ZM208 215L209 217H206V216ZM210 215H212V216H214L213 218L211 217L210 218ZM193 218H192V217ZM194 216H196L197 218H194ZM203 216V217H202ZM206 217V218H205ZM187 220H186V219ZM191 218H192V221H194L195 220V222H193V224H191L192 223V221H191ZM201 218H203L204 219V221L202 222L201 220ZM207 218H210L209 220H211V222L207 219ZM198 219H200V220H198ZM190 222H189V221ZM188 221V222H187ZM200 221H201V224H200ZM205 221L206 222H209L208 224H210V226L212 225V223H213V225L210 227L209 225H207V223H205ZM171 222V223H172ZM178 222H179V224H178ZM198 222H199V224H198ZM205 223V224H204ZM218 223H220L219 221L216 223V224H218ZM190 224H191V226H190ZM215 224V225H216ZM205 225H207L208 227H210V228H207V226H205ZM214 225V226H215ZM187 227H189V229L187 228ZM197 227H199V228H197ZM202 227H206V228H203V229H201V230H199L200 228H202ZM176 229V230H175ZM188 229V230H187ZM156 230V231H157ZM175 230V231H174ZM184 230V231H183ZM156 231H154L155 233H156ZM157 231V232H158ZM202 231V232H203ZM209 231H205L206 233L204 234V232L202 233V236H204L205 237V239H206V242H209L210 240H212V239H214L213 237H215V235L214 236H212L213 235V231L214 230H211L212 231V233L211 232H209ZM101 231H96V232H93V234L96 236L98 233H100ZM105 232H107V230L105 231ZM109 232V231H108ZM165 232V233H164ZM168 232V233H167ZM188 234H187V233ZM207 232H209V233H211V235H207L208 233ZM111 233V232H110ZM110 233H104V232H101L100 234H99V236H103V235H105V236H107V234L110 236ZM163 233V234H162ZM186 233V234H185ZM92 234V235H93ZM167 236V237H165V235ZM183 234V235H182ZM41 235V234H40ZM39 235V236H40ZM153 234H151V236H152ZM154 235V236H155ZM176 235V234H175ZM188 235V236H187ZM38 236V237H39ZM42 236V235H41ZM80 236H82L81 238V240H79L80 239ZM83 236H84V234L83 233H81V235H79L78 236V240H76L75 241V243H71V242H62L61 241V243L59 242H56L55 240H54V238L51 236H49V239H48V237L46 236V240H44L43 241V243L44 244H42V245H44V246H42L43 247V249H45V251H44V254H45V257L47 256V260L48 259H50L47 263H49V262H51V264H89V263H91V264H95V262H97L96 264H112L113 263V261L112 260H110V258L111 257H108V256H111L110 255V253H111V251L113 252V250H111L112 248H111V246H110V243H109V245H107L108 243L107 242H109L110 240H107V242H105L104 244H103V240H101V239H99V242H98V237H97V239H96V242L95 241H93V242H95V243H98V244H91V246L89 247V248H85V246H87V244L86 243H84V242H86V240H84V238H83ZM98 236V235H97ZM164 236V237H163ZM161 239H160V238ZM169 237V238H168ZM212 237V238H211ZM51 238V239H50ZM159 238V239H158ZM166 238H168V241H167V239ZM179 238H180V240H179ZM188 242H184L185 240ZM166 239V240H165ZM54 240V241H53ZM82 240H84V242H82ZM129 240V241H128ZM141 240V241H140ZM153 240V241H152ZM184 240V241H183ZM207 240H209V241H207ZM214 240H216V237H215V239ZM214 240H212V241H214ZM48 241V242H47ZM101 241V242H100ZM105 241V240H104ZM163 241V242H162ZM166 243H165V242ZM183 241V243H181ZM212 241H210V242H212ZM80 242V243H79ZM126 242H127V245L129 244V245H131V246H129L128 245V247H125V246H127L126 245ZM152 242V243H151ZM153 242L155 243V244H153ZM158 242V243H157ZM54 243H55V246H54ZM64 243H66V244H64ZM135 243V244H136ZM146 243V244H145ZM163 243H165V245L163 244ZM169 243V244H168ZM181 245H180V244ZM60 244V245H59ZM143 244V245H142ZM161 244H163V245H161ZM183 244V245H182ZM184 244H186L187 245V247H186V245H184ZM78 245V246H77ZM100 245H101V248H100ZM105 245V246H104ZM142 245V246H141ZM168 245V246H167ZM57 246V247H56ZM94 246V247H93ZM107 246V247H106ZM144 246V247H143ZM151 246V247H150ZM157 246H159V247H157ZM172 246V247H171ZM54 247V248H53ZM138 247H140V248H138ZM143 247V248H142ZM157 247V248H156ZM78 248V249H77ZM99 248V249H98ZM109 248H111V249H109ZM145 248L147 249V250H145ZM56 249V251H51V250H55ZM67 249H68V251H67ZM71 249V250H70ZM137 249V250H136ZM139 249V250H138ZM149 249V250H148ZM152 249V250H151ZM111 250V251H110ZM50 251V252H49ZM68 252V253H66V252ZM72 251V252H71ZM76 251V252H75ZM79 251V252H78ZM85 251H89V252H91V253H87V252H85ZM107 251H108V253H107ZM110 251V252H109ZM133 253H132V252ZM143 251V252H142ZM150 251V252H149ZM46 252V253H45ZM51 252H53V253H51ZM56 252V253H55ZM71 252V253H70ZM125 252V253H124ZM62 253V254H61ZM64 253V254H63ZM55 254V255H54ZM74 254V255H73ZM87 254V255H86ZM119 254V255H118ZM131 254H133V255H135V256H133V255H131ZM56 255H58V256H56ZM67 255V256H66ZM84 255V256H83ZM95 255V256H94ZM138 255V256H137ZM142 255V256H141ZM144 255V256H143ZM51 256H52V258H51ZM80 258H79V257ZM128 256V257H127ZM131 256H132V258H131ZM137 256V257H136ZM61 257V258H60ZM62 257H63V259H62ZM96 257H99V258H96ZM125 257V258H124ZM127 257V258H126ZM130 257V258H129ZM133 257H136V258H134L133 259ZM138 257H140V258H138ZM143 257V258H142ZM75 258H77V259H75ZM102 258V259H101ZM138 258V259H137ZM58 261H56V260ZM62 259V260H61ZM65 259V260H64ZM88 259V261L86 262V263H84V261H86V260ZM90 259H92V260H90ZM53 260V261H52ZM67 260V261H66ZM75 260H77V261H75ZM97 260V261H96ZM101 261V263H100V261ZM123 260L125 261L124 263H123ZM83 263H82V262ZM91 261V262H90ZM104 261V262H103ZM109 261V262H108ZM111 261H112V263H111ZM122 261V262H121ZM129 261V262H128ZM139 261V262H138ZM53 262V263H52ZM65 262H67V263H65ZM69 262V263H68ZM107 262V263H106ZM114 263H115V261H114ZM115 264H117V263H115Z\"/></svg>",
	"mask_w": 264,
	"mask_h": 264
}]
</instances>
